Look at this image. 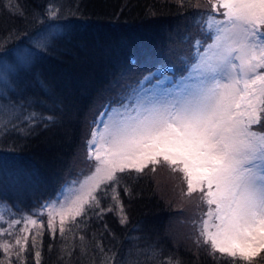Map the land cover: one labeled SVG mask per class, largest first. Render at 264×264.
I'll return each instance as SVG.
<instances>
[{"label": "trees", "instance_id": "trees-1", "mask_svg": "<svg viewBox=\"0 0 264 264\" xmlns=\"http://www.w3.org/2000/svg\"><path fill=\"white\" fill-rule=\"evenodd\" d=\"M208 9V0H184L183 6L180 0H0V63L9 61L11 67L0 101L22 106L20 118L12 120L16 129L0 134V162H6L0 163V205L7 209L0 225L8 229L5 221L22 216L38 222L29 225V246L19 259L17 248L8 254L0 250L3 264H37V259L39 264H165L169 259L229 264L197 247L196 232L187 225L197 201L181 194L186 183L167 166L122 179L125 224L118 210L102 219L90 212L83 222L66 220L61 236L56 216L53 235L46 227L49 209L42 207L56 199L66 181L88 172L91 121L115 94L109 91L114 82L122 74L138 79L160 60L178 63L191 46L182 38L199 34L194 18ZM37 42L45 45L44 54L29 64L20 61L17 51H36ZM32 113L34 121L22 122ZM49 116L56 122L49 124L44 119ZM13 171L22 178L14 179ZM102 203L107 208L113 201ZM22 228L14 226L12 235L0 232V243L14 245ZM254 264H264V255Z\"/></svg>", "mask_w": 264, "mask_h": 264}, {"label": "snow or ice", "instance_id": "snow-or-ice-1", "mask_svg": "<svg viewBox=\"0 0 264 264\" xmlns=\"http://www.w3.org/2000/svg\"><path fill=\"white\" fill-rule=\"evenodd\" d=\"M208 4L209 10L193 21L200 38H182L191 46L179 64L157 61L138 79L122 74L109 89L115 94L108 96L87 141L89 175L66 181L56 199L42 205L49 209L46 227L53 235L56 216L61 236L66 220L83 222L90 212L102 219L118 210L120 223H127L119 192L122 179L167 166L181 174L187 186L183 194L197 201L198 218L191 222L197 247L229 264H254L264 255V0ZM48 15L55 18L57 12L50 9ZM35 47L23 57L25 64L44 54V44ZM21 107L0 105V134L16 129L12 120L20 118ZM35 119L32 113L22 122ZM44 119L56 122L52 116ZM13 178L22 177L13 171ZM123 190L131 192L127 186ZM108 198L113 204L105 208L102 202ZM6 211L0 205V221ZM5 223L8 229L0 225V232L6 235L23 224L22 239L18 236L14 245L0 243L4 254L19 249V259L29 246V225L38 222L22 216ZM37 235L31 236L32 247ZM35 255L39 258L40 252Z\"/></svg>", "mask_w": 264, "mask_h": 264}, {"label": "rangeland", "instance_id": "rangeland-1", "mask_svg": "<svg viewBox=\"0 0 264 264\" xmlns=\"http://www.w3.org/2000/svg\"><path fill=\"white\" fill-rule=\"evenodd\" d=\"M29 52H32V50L29 49L28 47L22 48V50H18L17 51V55H20L19 60L20 61H23V57H25ZM4 58L8 59L9 57L8 56H5ZM2 60H1V63H0V93H1V89H3V87H5V85L2 82L3 81V77H4L5 73H7V71L9 70V68H11L10 65H9V61H6L5 60V62H3ZM5 65H7V70L4 67ZM0 96H1V94H0ZM0 105H6V102H3L2 103L0 101ZM87 168L89 169L88 166H87ZM89 172H90V170H88V172L85 173V175H89ZM155 175H156V173H155ZM81 178H82V176H81ZM181 194L184 195L182 192H181ZM193 198H194V200H196L195 197H193ZM205 211H207V209Z\"/></svg>", "mask_w": 264, "mask_h": 264}]
</instances>
